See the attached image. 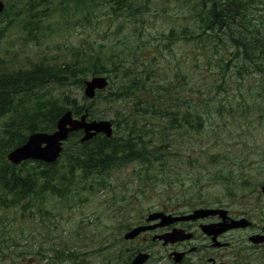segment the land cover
I'll return each mask as SVG.
<instances>
[{
  "label": "rangeland",
  "instance_id": "374dc122",
  "mask_svg": "<svg viewBox=\"0 0 264 264\" xmlns=\"http://www.w3.org/2000/svg\"><path fill=\"white\" fill-rule=\"evenodd\" d=\"M133 1L143 5L144 0ZM250 2L254 29L253 23L264 16V0ZM171 7L163 4L155 14L152 2L143 14L130 17L124 9L109 19H103V9L98 8L89 18L78 14L69 19L70 7L67 18L54 11L41 21L42 28L31 35L19 22H14L0 38V56L13 67L41 58L53 64L71 57L75 47L88 53L92 47L104 44L110 51L122 48L127 40L131 48L139 46L135 48L139 54L149 48L155 52L162 44L158 34L171 29L180 31L185 26L194 28L192 20L176 17ZM11 11L13 14L14 7ZM22 16L26 20L27 15ZM260 29L264 33V27ZM228 51L232 52L229 44L204 36L200 41L179 40L170 44L161 54V63L166 65L171 57L183 58L188 88L194 86L188 92H201L202 100L194 99V104L209 108L201 123L203 130L190 141L175 146V156L170 157L167 167L154 163L141 168L135 164L114 168L102 188L79 192L68 201L50 198L43 201L41 212L33 208L22 218L11 211L0 232V246L8 241L10 251L5 256L0 254V264H124L132 249L143 246L122 243L120 224L124 219L133 223L142 214L146 218L159 207L176 208L179 212L194 206L222 208L252 217L260 227L264 225V195L260 192L264 185L263 76L248 69L247 62L223 60L221 57ZM173 67L170 63L166 68ZM67 92L79 106L91 102L84 98L82 86L70 85ZM101 101L98 97L92 106L94 113L105 120H111L117 110H122V102L108 107L102 106ZM186 154L191 155L192 163L186 161ZM193 158H198L199 163ZM151 248L153 259L147 264L162 263L163 260H155L164 255L163 250Z\"/></svg>",
  "mask_w": 264,
  "mask_h": 264
},
{
  "label": "trees",
  "instance_id": "16d2710c",
  "mask_svg": "<svg viewBox=\"0 0 264 264\" xmlns=\"http://www.w3.org/2000/svg\"><path fill=\"white\" fill-rule=\"evenodd\" d=\"M152 2L155 14L158 7L167 4L174 8L176 17L192 20L194 28L185 26L180 31L171 29L158 34L162 44L155 52L149 48L139 54L135 50L139 46L133 49L127 40L122 48L110 51L104 44L92 47L88 53L75 47L71 57L53 64L41 58L13 67L0 56V231L4 229L7 213L24 214L33 207L41 208L43 201L50 198L68 201L77 191L86 193L102 188L114 168L130 164L141 168L154 163L167 167L170 157L175 156L172 151L175 146L190 141L203 130L201 123L209 108L194 104V99L202 100L201 92H188L194 86L188 88L183 58L171 57L166 65L161 63V54L170 44L179 40L200 41L203 36L225 42L232 52H224L221 58L226 62H247L248 69L262 74L264 85V33L260 29L264 27V16L251 29L250 0H150L147 3L144 0L143 5L133 0H16L15 5L7 3L0 17V38L14 22L28 30V35L38 32L45 17L48 19L56 11L67 18L70 7L69 19L78 14L89 18L98 8L103 9V19H109L124 9L130 17L143 14ZM198 49L203 50L201 43ZM221 58L219 61L223 62ZM170 63L174 67L166 68ZM96 75L108 77L109 91L104 95L98 93L93 100H87L89 103L75 104L77 100L68 94L67 87H83L86 77ZM98 97L102 98V106L122 102V110H117L118 114L111 119L112 138L97 135L80 143V132L72 133L62 157L53 164L8 163L6 155L10 150L23 144L33 132L52 131L68 109L76 116L86 113L90 120L103 119L104 116L94 113L92 106ZM190 157L187 155L186 161ZM7 251L10 244L5 241L0 254L5 256Z\"/></svg>",
  "mask_w": 264,
  "mask_h": 264
},
{
  "label": "flooded vegetation",
  "instance_id": "af4514ba",
  "mask_svg": "<svg viewBox=\"0 0 264 264\" xmlns=\"http://www.w3.org/2000/svg\"><path fill=\"white\" fill-rule=\"evenodd\" d=\"M199 209L190 207L179 212L176 208H160L150 213L157 215L154 220L148 221L142 214L133 224H126V230L150 227L133 241L142 244L139 252H147L151 257V246L163 250L164 255L157 260V263L163 260L160 264H264V241H250L252 236L264 237V225L260 227L259 221L252 217L228 210L226 215H221L200 214L196 212ZM242 219L247 223L244 227L222 229L231 221ZM170 233H177L178 239L168 243L153 239Z\"/></svg>",
  "mask_w": 264,
  "mask_h": 264
},
{
  "label": "water",
  "instance_id": "95a60500",
  "mask_svg": "<svg viewBox=\"0 0 264 264\" xmlns=\"http://www.w3.org/2000/svg\"><path fill=\"white\" fill-rule=\"evenodd\" d=\"M4 9V3L0 0V13ZM84 94L91 98L95 94V90H101L106 87L107 81L104 77H92L84 82ZM83 130L84 136L81 141L92 138L97 133H104L111 136V124L107 121L85 122V116H81L79 120L73 119L70 111L66 112L58 121L56 131L52 134L34 133L29 136L28 141L11 151L7 155V159L13 164H19L21 161L32 159L40 160L46 163L56 161L61 151V144L66 140L68 134L73 131ZM264 192V186L262 187ZM140 229H135L127 233L125 238H133L139 233ZM165 242L174 241L171 235H163ZM147 255L139 254L131 264H141L145 261Z\"/></svg>",
  "mask_w": 264,
  "mask_h": 264
}]
</instances>
